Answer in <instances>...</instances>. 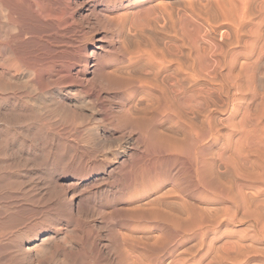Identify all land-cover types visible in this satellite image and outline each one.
<instances>
[{
	"label": "bare ground",
	"instance_id": "obj_1",
	"mask_svg": "<svg viewBox=\"0 0 264 264\" xmlns=\"http://www.w3.org/2000/svg\"><path fill=\"white\" fill-rule=\"evenodd\" d=\"M214 2L222 17L241 21L250 5ZM195 6L0 0V80L25 85L11 94L3 85L2 146L34 162L33 148L48 154L34 184L15 178L16 188L0 186V264H201L232 224L253 221L264 238V215L260 206L250 211L245 195L248 186L264 197V158L252 173L246 167L248 137L264 146V133L247 130V89L264 56L239 63L233 50L189 36L185 20L199 16ZM220 112H229L226 121ZM77 118L75 140L68 127L49 131ZM54 142L64 145L51 171ZM220 164L228 178L221 212ZM220 247L228 256L234 250Z\"/></svg>",
	"mask_w": 264,
	"mask_h": 264
},
{
	"label": "rangeland",
	"instance_id": "obj_2",
	"mask_svg": "<svg viewBox=\"0 0 264 264\" xmlns=\"http://www.w3.org/2000/svg\"><path fill=\"white\" fill-rule=\"evenodd\" d=\"M192 1L196 5L195 7H197L199 9V11H198L199 16L198 17L188 16V18L185 20V25H186L185 31L187 32V34L189 36H193V35L195 36V34L197 32L199 34H196V35H200V37L203 39V41L205 43H208V42L213 43L214 42L213 44L222 46L225 49L233 50L235 52V55H236L238 61L242 60V62L247 61V63H252V62H256V60L259 59L258 57L262 58L264 56V0H249L250 5L248 6V9H247V15H246L245 19L242 21L238 20L239 18H236L235 14H233V18H230V19L222 17V15L220 14V12L218 11V9L216 7V3L214 2L215 0H192ZM240 21L242 24L241 26H239ZM238 26L240 27L239 29H238ZM258 32H259V34H258ZM92 33L96 34L97 32L96 33L92 32ZM89 35H92V34H88L87 37ZM250 40L252 42H250V44H249ZM246 41H247V43H246ZM85 44H87V43H85ZM246 47H252L251 49L254 48V52L252 55H250V54L247 55L246 50L248 48L246 49ZM259 55H261V56H259ZM240 61H239V63H241ZM263 61H264V57L261 59L262 63L260 62V64L257 65V71H255L256 77L254 76L253 84L249 87V89H247V116L250 119L248 122L251 121V123H252V125H251V123L247 124L248 125L247 130H249V128H251V130H249V131H252L253 128H256V131L257 132L259 131L262 134L264 133V128H263L264 127V62ZM258 76L259 77L262 76L263 79L260 81ZM15 80H17V79H15ZM15 80L12 81L13 83L11 82L12 83L11 85L7 86L6 83H4L7 81L2 79V80H0V85L1 86L6 85V91L7 92L11 89L9 91L10 94L13 93V91L14 92L15 91L21 92L22 88L25 85L23 86L24 83L22 80L19 79L17 82H15ZM1 81H3V82L1 83ZM20 82H22L23 87L21 86ZM4 86L0 89V94H4V93H2L4 90ZM19 86H20V90L18 88ZM12 87H14V90ZM66 99H67L69 105L72 107V109L75 111L77 110V112L80 113L78 108H73V107H76L79 105V101H80L79 98L74 94H69ZM220 113H221V115L219 114L220 120L222 119L223 122L226 121L228 116H229L228 115L229 112H220ZM76 121L77 122H74V124L70 126V122L68 121V119H63V121L59 120V121H57L59 124L55 125L56 127L54 126V128L50 127L49 131L50 130H52V131L62 130L63 127L64 128L68 127L69 128L68 133L70 135L69 140L70 141L75 140L73 137V135L76 136L75 128H79V126H80L78 118L76 119ZM1 125H3V126L1 127L2 129H0V135L2 136L1 138H3L4 135H6L8 129L5 127V125L3 123ZM219 128L222 129L221 130L222 132H228L229 131V129L224 128L222 125H220ZM45 129H47V128H45ZM53 129H57V130H53ZM249 131H247V132H249ZM229 132L233 135V137H235V135H236L235 131L232 132L230 130ZM250 137H248L249 139H247V165H246V167H247L248 173L249 172L252 173L254 171L255 162L258 159L264 158V155H263L264 154V146H259L263 150L257 146L258 144H261L262 142L258 139H255L253 137L250 138ZM19 138L23 139V137L21 135L16 136L15 142L17 144L19 143V140H18ZM80 141H83V139H81ZM0 142H1L0 143V149H1L0 150V163L2 162L0 165H2L4 162L2 167L0 166V169H1V171H0V184L6 182L5 186H4V184H2L0 186L5 187L6 190L16 188L14 186V184H12L14 181L11 180V179H15V178H21V180L24 181V184H27V180H29L31 183L28 181L27 186L34 184V182L37 181V178H38L34 174V172L40 170V165H38L39 159L42 160V158H43V160H45V157L48 154L44 153L41 148H37V149L33 148L31 150V152H34L32 155H36L35 162L30 160V158L26 160L24 157H22V159H20L21 157L16 155L15 147L13 149H10L11 151L8 150L6 152L3 149L4 147L2 146V140L1 139H0ZM61 144L62 145L57 144V142L53 143V146L56 149L55 150L56 152H54L55 156L53 158H50V161L47 164L51 171L53 169H55V167L58 166L56 164V162L53 163L52 161L54 158H56L58 155H60L59 152H60L61 146L64 145L63 142H61ZM81 144H82V146L84 145L83 143H81ZM222 144L225 145V142H223ZM222 144H219L218 148H223L224 146ZM23 147L25 148V150H29V148H27L26 145ZM65 147L68 148V146H65ZM14 154H15V156H14ZM6 155H8L9 158ZM11 155H13V156H11ZM98 158L100 159L101 156L98 155ZM90 159L94 160L91 157H90ZM19 160H21V162ZM16 162L18 163L19 167H17ZM33 162H34V164H32ZM9 163H11V164H9ZM15 163H16V166H15ZM25 163L26 164L29 163V164L26 166ZM50 164L53 166H50ZM29 165H30V167H29ZM14 166H15V169H14ZM21 166H22V168H21ZM221 166L222 165L220 164L219 167H221ZM35 167H37V168H35ZM8 168H9V170H8ZM221 168L219 169L220 170L219 172L221 175V178H220L221 180L219 179V185H218L217 194H216L217 195L216 202L218 203L217 204L218 208L220 207L219 208L220 212L223 211L225 205H227L223 202V200H222L223 198H221V192L220 191L222 189V186L224 184H226V180L228 179L225 176L226 175L225 170L223 168L222 169ZM23 169H24V171H23ZM17 171H19V172H17ZM48 172H50V171L48 170ZM26 175H28L29 177ZM34 177H36L35 181H34ZM43 177H46V176L44 175ZM188 177L189 176H187V179L189 182ZM27 178H29V179H27ZM8 181H9V183H8ZM190 183L191 182H189V186H190ZM245 192L244 193H245V195H247V200H249V203H250V205H249L250 211H255L256 208H258L260 206L257 210H260L261 214L264 215V207H263L264 206V201H263L264 197L258 196V193L248 186H247V190ZM256 205H258V206L256 207ZM231 208L233 209L232 206H231ZM221 218L224 219V217H221ZM225 222H228L227 218H225ZM227 224L228 223H223L222 227L225 228L224 225H227ZM228 228L231 231H233V232L236 231V232L235 233L227 232V233L220 234L218 236V239L216 240V244L218 247L216 255H214V257L205 256L203 258V261L201 264H264V238H263V236H259L257 234V230H255V228L253 226V221L251 222L250 220H247L244 222V224L243 223L232 224ZM224 242H226L227 244L231 243L234 245V250H233V252L230 253L229 256L224 254L225 251L223 249L220 250L221 249L220 246L224 247V245L226 244ZM218 245H220V246H218ZM218 249H219V251H218ZM220 251H223V252L221 253ZM222 254H224V255H222Z\"/></svg>",
	"mask_w": 264,
	"mask_h": 264
}]
</instances>
